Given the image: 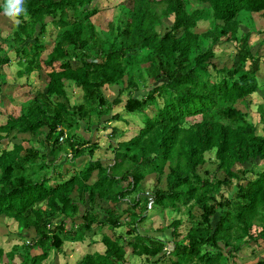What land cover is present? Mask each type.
I'll use <instances>...</instances> for the list:
<instances>
[{"label":"trees","instance_id":"1","mask_svg":"<svg viewBox=\"0 0 264 264\" xmlns=\"http://www.w3.org/2000/svg\"><path fill=\"white\" fill-rule=\"evenodd\" d=\"M125 1L102 37L91 21L98 0H23L20 22L0 38L13 47L14 78L26 82L41 68L46 78L19 114L5 115L0 124V140L11 141L0 149V219L15 223L19 239L7 250L0 247V264L16 254L17 264H42L50 251H60L64 241H82L92 227L103 249L83 253L75 264H130L125 246L142 256V264H237L236 253L250 240L264 245V104H256L261 133L235 107L258 91L264 101L257 76L260 56L248 44L250 32L238 29L240 23L252 28L251 13L263 10L264 0ZM4 6L0 0V12ZM199 20L208 23L202 32L194 30ZM48 25L53 36L42 54ZM222 38L236 46L228 65L212 68L211 79L207 66H214L213 46ZM9 61L0 56V65ZM0 82L5 83L1 74ZM66 83L79 89L72 102ZM104 86L118 87L117 95L107 98ZM116 105L139 114L141 125L126 139H116L122 130L109 127L110 161L92 158L98 144L87 133L93 124L106 127L120 119L113 112L101 120ZM145 108L153 113L148 116ZM193 116L198 120L187 124L185 118ZM40 129L45 133L39 146H23L16 138L28 134L29 141ZM207 151L214 166L200 177L196 168ZM67 152L70 159L86 152L88 159L65 177V169L54 162ZM256 161L261 168L254 171ZM163 169L164 186L153 187L150 199L143 196L140 181L150 173L158 180ZM215 173L220 177L211 180ZM228 186V195L216 196ZM149 200L160 211L195 206L198 219L185 210L188 226L181 234L179 218L142 231L138 224ZM253 224L254 235L249 232ZM168 238L172 248L165 254ZM252 264H264V257Z\"/></svg>","mask_w":264,"mask_h":264},{"label":"rangeland","instance_id":"2","mask_svg":"<svg viewBox=\"0 0 264 264\" xmlns=\"http://www.w3.org/2000/svg\"><path fill=\"white\" fill-rule=\"evenodd\" d=\"M98 12L95 13L93 16H91V21L95 25L99 35L102 37L108 36L107 34V22L114 17V15L118 11V4L125 3V0H98ZM245 13L242 14V17ZM253 24L251 25L252 28H249V30L242 26L240 23L238 25V29L240 32L243 31H249V37H248V44L251 47L252 51L257 50L258 55L260 56V63H259V70L257 72L258 81L260 84L261 89H264V43L258 44V41L262 36H264V10L259 11L256 13H251ZM242 20V18H240ZM169 20H165L164 24L168 25ZM15 23V20L6 16L4 12H0V38H3V36H6L11 29V25ZM246 23V22H245ZM249 25V23L247 22ZM250 26V27H251ZM208 28V23L205 20H199L196 23L195 31L196 32H202L205 29ZM259 31V32H258ZM53 28L51 25H48L46 27V34L44 36V39H47L46 49H44L43 53L47 52L50 48V39L53 36ZM238 33L237 35H239ZM236 46L235 41H228L222 38L220 42L217 45L213 46L214 50V56L211 62H213L214 66L208 65L207 71L209 73V78L215 79V73L214 68H220L222 65H228L231 60V56L234 51V47ZM0 48L3 49V51H0V56H6L9 58L8 64H2L0 65V74L2 75L4 82H0V124L4 122L5 115L12 114L14 116L19 114V108L20 105L24 104L27 99L30 97V95L37 89L42 88V85L45 81V70L39 69L37 71H32L26 76V82L24 81L23 77H15V62L13 57V47H9L6 43H2L0 40ZM13 58V59H12ZM66 93L69 95L70 102L74 100L77 95H79V89L69 85L66 83L65 85ZM103 93L104 95L111 99L118 93V87H110V86H104L103 87ZM11 96L10 99L5 97V95ZM125 92L122 91L120 93L119 97L120 99H124ZM158 105L161 104V101L158 100ZM262 102L264 104V101L261 97V93L255 92L249 97V101L242 102H236L235 107L238 108L241 112H243L245 115H247L248 119L254 124L256 133H261L260 130V121H258V113L256 111V104ZM145 114L150 116L153 111L149 108H145ZM118 113L119 118L115 121H109L105 126H96L92 125L90 127L89 132L87 133L88 138L92 141L96 142L98 144V148H94L93 153L91 155L92 158H103L102 161H110L111 153L110 151L105 147L106 143L108 141L106 133L109 132L111 126L118 128L122 130V134L117 136L116 139H126L133 133H136L137 128L141 125V116L139 114L134 113H126L123 112L122 108L118 105L112 106L111 112L109 114H106L105 116L101 117V120L104 121L109 117L111 113ZM124 120H123V119ZM199 116H193V117H186V123H192L196 120H198ZM45 133V129H40L36 135V137L31 138L29 141L27 140L28 134H17L16 138H22L21 144L23 146H27L29 144H34L36 146H39L40 143L38 142L41 135ZM11 134H13L11 132ZM10 134V135H11ZM9 135V136H10ZM11 141L10 138H6L4 140H0V149L3 147H10ZM39 148V147H38ZM42 151V149H39ZM69 153L67 152L65 155L58 154L56 160L54 163H59L61 166V169H65L64 176H68L71 174L72 170L77 171L81 168V166L85 163L86 159H88V155L86 152H84L81 156L75 157L74 159L69 158ZM203 158L205 162L196 168V173L200 177L207 176L205 172L212 171L214 166V158L212 151H207L203 153ZM261 162L256 161L255 164L252 165V170L257 171L261 168ZM34 168L36 169V165L34 164ZM44 170H41L39 173H43ZM49 172V169L47 170ZM166 172V169H163V172L159 176V179L157 180L156 174H147L145 177H143L142 181H140L141 186V194L143 196L150 197V191L153 187H163L164 186V174ZM38 173V174H39ZM36 174V173H34ZM37 174V175H38ZM63 176V177H64ZM220 175L218 173H215L214 176H211V180L214 178H218ZM126 181L122 182V185L125 186ZM231 190V187H220L219 191L217 192L216 196L221 194V196L225 197L228 195V192ZM138 190H135L132 192L128 197L134 198L136 195V192ZM218 198V197H217ZM187 207L180 206L178 209H164L160 211L156 206H154L151 202L147 204V210L145 211V218L139 222L138 226L141 228L140 230L144 231L147 230V232H152L155 229H159L161 227H164L168 223V221L171 218H179L181 220V225L178 227L179 234L183 233L188 226V218L186 216ZM187 213H190L194 219H198L199 216V210L193 206L187 210ZM258 230V228L253 224L251 225L249 232L254 235L255 232ZM16 231V225L10 218H2L0 219V247H2L4 250H7L12 244H18L19 239L14 236ZM99 233V232H98ZM96 232V228L92 227L89 232L85 233V237L89 240H85V237L81 242H69L64 241L62 244V248L60 251H50L49 255L42 261V264H75L76 260L87 251L96 250L98 248L99 250V234ZM28 234H32L30 231ZM156 234V233H155ZM166 236V235H165ZM167 237V236H166ZM91 239V243H90ZM166 241H170L168 238ZM99 242V243H98ZM94 243V244H93ZM170 244V242H169ZM98 245V247H97ZM171 245H166V249L170 248ZM125 248V258L126 261L130 262V264H142L144 262V259L141 257H137L130 253L129 247ZM97 250V251H98ZM101 250V249H100ZM35 251L38 252L37 249ZM264 257V245L262 244V241L260 239H257V242H254L253 240L249 241V245L242 246L238 253H236L235 263L237 264H252L255 262L258 258ZM3 264H17L18 262V256L17 254L15 256H12V258L7 260L5 257L2 258ZM158 264V263H156ZM166 264V263H165ZM228 264H232V261Z\"/></svg>","mask_w":264,"mask_h":264},{"label":"clouds","instance_id":"3","mask_svg":"<svg viewBox=\"0 0 264 264\" xmlns=\"http://www.w3.org/2000/svg\"><path fill=\"white\" fill-rule=\"evenodd\" d=\"M264 10V9H263ZM263 10H261V11H263ZM26 12V9L24 8V3H23V0H5V6H4V14L6 15V16H8V17H10V18H12V19H14L15 20V22L16 23H19L20 21L18 20V19H16L17 17H19L21 14H24ZM150 174H152V173H150ZM147 175V174H146ZM145 175V176H146ZM144 176V177H145ZM148 197V196H147ZM149 199H150V197H148ZM147 198V199H148ZM149 202H151L150 200H149ZM85 240H87V242H89V240L85 237ZM78 242H81V241H78ZM170 242V241H169ZM169 242H166V244H165V246L163 247V252H165V254H168V252H169V250L172 248V244H171V242H170V244H169ZM90 243H91V239H90ZM99 243V242H98ZM94 244V243H93ZM166 245H171V247L170 248H168V249H166ZM97 247H98V245H97ZM99 250H98V248L96 249V250H91V251H89V252H92V251H97L98 250V252H101L102 251V249H103V246H102V244H100L99 243ZM62 248V247H61ZM101 249V250H100ZM86 252H88L87 251V249H86Z\"/></svg>","mask_w":264,"mask_h":264}]
</instances>
